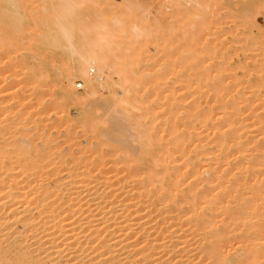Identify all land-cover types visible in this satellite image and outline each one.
Returning <instances> with one entry per match:
<instances>
[{
    "label": "bare ground",
    "instance_id": "1",
    "mask_svg": "<svg viewBox=\"0 0 264 264\" xmlns=\"http://www.w3.org/2000/svg\"><path fill=\"white\" fill-rule=\"evenodd\" d=\"M84 1L93 0H78ZM24 2L0 0V44L14 40L17 48L22 43L28 49L26 42L33 40L35 47L40 43L48 51L59 50L70 61L65 65L60 60L62 79L71 84L78 77L86 85L82 98L69 86L62 94L88 108L102 89L114 86L111 74L117 73L120 85L115 86L121 91H110L112 101L102 104L115 113L106 116L103 106L106 112H101L118 124L116 129L109 123L102 126V133L100 128L105 139L85 136L77 141L75 133L71 136L65 200L0 204V264H264V92L259 89L264 87V61L254 65L263 73L261 84L234 74L228 82L217 74L209 88H201V79L194 90L185 86L179 93L168 84L160 87L166 74L141 73L133 65L142 53L148 64L159 48L146 16L133 19L131 44L120 47L119 41L103 36L124 30V19L117 15L92 16L100 27L96 19L87 20L77 0H40V8ZM123 2L135 11L140 6ZM30 13L39 15L32 19ZM30 22L38 33L27 31ZM110 42L120 47L118 61ZM148 42L154 47L152 56L147 55ZM35 70L30 77L38 94L46 79ZM27 114L22 117L27 122L21 117L14 121L15 130L37 127L29 119L36 113ZM90 131L99 136L95 125ZM14 141L18 144L12 157L23 166V174L32 171L24 175L28 178L35 173L39 154L30 138ZM87 153L94 159L87 160ZM144 163L148 167L142 170Z\"/></svg>",
    "mask_w": 264,
    "mask_h": 264
},
{
    "label": "rangeland",
    "instance_id": "2",
    "mask_svg": "<svg viewBox=\"0 0 264 264\" xmlns=\"http://www.w3.org/2000/svg\"><path fill=\"white\" fill-rule=\"evenodd\" d=\"M39 1L40 0H25L24 3L27 5L31 3V6L40 8L39 4L42 3ZM81 1L82 0H80V2ZM105 1L106 2L104 3V0H93L91 4L89 1H84L81 4L77 0L79 5H81V11L86 15L88 14V21V17L91 18L92 21L94 19L92 16H96L97 18L98 14L102 16L100 19H110L113 15H117L122 20L124 19L125 25H123L125 28L124 30L122 29L123 31L120 30L121 32H114L115 36L103 35L109 40L113 39L114 41H119L121 44H119L120 47L131 44H128V42H131L132 39L130 35L132 33L131 28L135 24L134 20L139 16H146V22L150 23V25L148 23H145V25L148 24L149 26L153 27L152 30L155 29L152 31L153 34H151L152 36L154 35V41H156V38L158 37L157 42H159V48L154 50L157 51L154 55V51L152 50L154 47L151 46L153 44L148 42L147 47L149 46L148 48L150 50L147 52V55L154 56L150 59L149 63L146 64V59L143 60V58L146 57V53H142L141 55H138L137 60L133 65H135L136 69L141 73L147 72L152 75L158 73L166 74V81L164 79V84L160 86L161 88H163L164 85L165 87H168V84L171 89L174 87V89L177 88L179 93L182 92V88H186L185 86H187V88L190 90H194L196 87L194 85L196 82L198 84L201 79L203 80H201L199 84L201 85V88L206 87V85L209 88L208 85L213 82L212 78L217 74H221L222 78L224 79L227 78L226 81L228 82H230V78H228L229 75L234 74L233 76L237 75L238 78L240 77V79L247 78L249 80L251 79V81L253 80L252 82L254 83H260L258 80L259 77H261L260 75L263 73H258L256 70H254L256 69L254 68V65L258 63L260 59L264 61V4L261 2L258 3L257 0H199L202 4L201 5L200 3H197V1L194 3L192 0H132L135 3L139 2L137 4L140 5L135 11L133 8H127L123 6L125 4L123 2L124 0ZM93 2H95L94 5ZM197 4H199V6ZM97 8L100 11L97 10ZM28 9L32 13V9L38 10V8ZM29 10L27 11L29 12ZM30 15L32 16L31 18L34 19L39 14H36L35 16L34 14L30 13ZM95 21V25H99L97 24L99 20L97 21L96 19ZM28 25H33V30H31L32 27L30 29ZM27 26L30 30L29 31L27 29L28 32L32 31L33 34L39 32L38 28H36L37 26H35V22L34 24L33 22H30L29 24L27 23ZM100 27L96 33H99ZM92 33L96 35L94 31H91V36H94ZM116 34L120 35L118 36ZM25 40L23 41L24 44L27 43V46H30L28 49L34 53L27 52L25 50L27 48L24 47L26 45H23L22 43H18L17 48V43L15 44L14 40H12L13 44H10V42L5 43L3 41V43L0 44V204L5 202H14L15 204L16 202L20 203L23 201L36 203L42 199L46 202L65 200L67 193L65 188H67V184L64 182V179L67 181L68 176L66 175L69 174V171L71 170L70 166L72 165V160L70 158V145L72 144L71 136H73L75 133L74 135H76V140H83L87 137L89 139L90 137L91 141H95V136L105 139L104 137L106 136H100V134L104 132L102 126L105 128L109 123L110 125L113 124V129H116V124H118V120H114L116 122L110 123V121H107L110 118L106 119L103 117L107 113L111 114L113 111L112 109L109 111L107 108H105V104L110 103L109 100L112 101L111 98L113 99V95L110 94V91L111 93L121 91V86L120 89L118 86H115L119 84V76L117 73L111 74L112 81L111 79L110 81L114 82V86H112L110 82L111 86L102 89V91L100 90V94H97V96L100 95V97L96 96L97 99L92 102L91 106L89 105L88 108V105L86 106L83 104V106L81 102L68 97L67 99L66 96L62 94V90L66 89L68 86V88H72L71 90L74 92L77 98H82L86 92V85H84L85 83L80 78H73L71 84L65 82V80L62 79V69L60 67L62 64L60 60L63 61V64H65V61H67V64H69L70 61L68 58L62 56L59 50L54 52L48 51L42 45H40L39 42L38 45L36 43L35 47L33 40H31L32 42L29 41L30 44ZM110 43L112 44L111 48L113 49L111 52V54L113 53L112 57L116 61L120 60L118 56V49H120V47L115 45V42ZM149 43L151 45H149ZM4 44H7V46H4ZM109 46L111 45L109 44ZM208 46L211 47L209 50L206 49ZM21 47L22 50L20 51L23 53H20L19 51ZM33 49H40V52L37 53ZM127 51L125 50V52ZM232 66L235 69L233 68L232 70ZM36 67L39 69V71H42L40 74L42 73L44 80L46 79L43 81V84L45 83L43 87L40 86L42 87L41 89L39 87L41 91L39 90L40 92L38 91V94H36V91H34L35 82L31 79L32 77H30L32 76V73L36 71ZM59 67L60 69H58ZM45 71L46 74L44 73ZM201 75L202 78H200ZM46 76L48 78H46ZM203 77L205 79H203ZM208 77L210 78L209 80L206 79ZM190 79L196 82L194 83ZM184 80L186 82L187 80H190L191 82L189 81L186 83ZM78 81H81L83 86V88L80 90L76 88V83ZM204 81H206V83ZM262 82H264V80L261 81V83ZM152 85L155 86L156 84L153 83ZM152 85L149 84V86ZM44 86L46 88H44ZM110 87H113V89ZM261 87L259 89L264 92V87ZM106 89H108V91H106ZM102 106L104 107V110H107V112L103 111L101 108ZM31 107L33 108L31 109ZM116 107L117 106L113 107V109L118 110V107ZM101 111L103 113L106 112L105 115H102L103 113ZM113 112L115 113V111ZM26 113H28L27 115L30 113L33 115L35 113L37 114L29 118L30 120L33 119L32 121L36 122L37 127L35 129L15 130L13 124L14 121H18L17 119L21 117L20 119H22V123H24V121L27 122L26 118H22L26 115ZM23 114L25 115L23 116ZM101 116L103 117L102 119ZM99 121L104 122H101L102 124H100ZM121 122H123V120ZM97 123L100 125L98 124V126H96ZM89 125H92L91 128L93 125H95V127H97V133H99V131L102 129L101 133H99V136L94 135L96 133L93 132V134L92 131H90L91 128L89 130L90 133H84L87 132L84 129H86V127ZM110 128L112 127H109V130H112ZM129 129L130 131H127L128 133H132V130H134L130 126ZM133 132L135 133L136 131ZM23 135L30 138L31 143L37 149V154H39V161L34 167L35 173H33L32 176H28V178L24 175H29V173L32 171H26L25 173L27 174H23L21 169L23 166H20L19 163L16 162V160H14L12 157L14 156V151H16V145L18 144L14 141L15 137H20ZM93 136L94 138L92 139ZM133 143L134 142L131 144ZM43 148L44 150L41 151ZM117 152H120V150ZM123 153L124 152H122V154ZM89 154L87 153V156H89ZM117 155H121V152L119 154L117 153ZM90 156L91 159L87 160L94 159V155L90 154ZM116 158L118 159V156ZM147 167L148 164L144 163L140 168L143 170ZM63 173H65V175H63ZM9 175H11L13 179L11 176L9 177ZM15 175L16 177H14ZM20 180L24 181L21 182ZM18 181H20V183L16 184ZM65 185L66 187H64ZM44 189H46V192L45 194L41 195V191Z\"/></svg>",
    "mask_w": 264,
    "mask_h": 264
},
{
    "label": "built area",
    "instance_id": "3",
    "mask_svg": "<svg viewBox=\"0 0 264 264\" xmlns=\"http://www.w3.org/2000/svg\"><path fill=\"white\" fill-rule=\"evenodd\" d=\"M76 88L79 89V90L83 88V86H82V82H81V81H78V82L76 83Z\"/></svg>",
    "mask_w": 264,
    "mask_h": 264
}]
</instances>
